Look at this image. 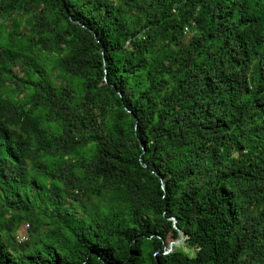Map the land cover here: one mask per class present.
Instances as JSON below:
<instances>
[{"label": "trees", "instance_id": "obj_1", "mask_svg": "<svg viewBox=\"0 0 264 264\" xmlns=\"http://www.w3.org/2000/svg\"><path fill=\"white\" fill-rule=\"evenodd\" d=\"M0 264H264V0H0Z\"/></svg>", "mask_w": 264, "mask_h": 264}, {"label": "water", "instance_id": "obj_2", "mask_svg": "<svg viewBox=\"0 0 264 264\" xmlns=\"http://www.w3.org/2000/svg\"><path fill=\"white\" fill-rule=\"evenodd\" d=\"M180 239L174 242L169 243L168 247L165 249L164 253L168 254L173 250L174 246H179L183 241V233L182 231L178 230Z\"/></svg>", "mask_w": 264, "mask_h": 264}, {"label": "bare ground", "instance_id": "obj_3", "mask_svg": "<svg viewBox=\"0 0 264 264\" xmlns=\"http://www.w3.org/2000/svg\"><path fill=\"white\" fill-rule=\"evenodd\" d=\"M174 222H175V220H174ZM28 228V225H26V227H25V229H27ZM25 232L26 231H23L22 233H18L17 234V236H16V241L18 242V243H23V242H25V241H27L28 240V238H27V235L25 234ZM21 236H24L26 239L25 240H23V241H20V237ZM184 238V237H183ZM183 242V241H182ZM174 248V247H173ZM166 249V248H165ZM164 254H166V253H164Z\"/></svg>", "mask_w": 264, "mask_h": 264}, {"label": "rangeland", "instance_id": "obj_4", "mask_svg": "<svg viewBox=\"0 0 264 264\" xmlns=\"http://www.w3.org/2000/svg\"><path fill=\"white\" fill-rule=\"evenodd\" d=\"M189 37H190V34L189 35L187 34L186 38H189ZM23 231H25V230H23V227H21L19 229L18 233H22ZM172 242H174V241H172Z\"/></svg>", "mask_w": 264, "mask_h": 264}, {"label": "built area", "instance_id": "obj_5", "mask_svg": "<svg viewBox=\"0 0 264 264\" xmlns=\"http://www.w3.org/2000/svg\"><path fill=\"white\" fill-rule=\"evenodd\" d=\"M26 238L24 237V236H21L20 237V241H23V240H25Z\"/></svg>", "mask_w": 264, "mask_h": 264}]
</instances>
